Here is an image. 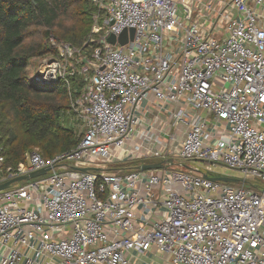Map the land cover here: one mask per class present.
Returning <instances> with one entry per match:
<instances>
[{
	"label": "built area",
	"instance_id": "obj_1",
	"mask_svg": "<svg viewBox=\"0 0 264 264\" xmlns=\"http://www.w3.org/2000/svg\"><path fill=\"white\" fill-rule=\"evenodd\" d=\"M89 1L88 48L51 38L30 80L67 85L76 146L15 167L0 147V185L50 169L0 191V264H264V27L248 0H192L207 26L185 0ZM218 166L253 189L207 179Z\"/></svg>",
	"mask_w": 264,
	"mask_h": 264
},
{
	"label": "trees",
	"instance_id": "obj_2",
	"mask_svg": "<svg viewBox=\"0 0 264 264\" xmlns=\"http://www.w3.org/2000/svg\"><path fill=\"white\" fill-rule=\"evenodd\" d=\"M94 12L89 0H0V147L5 166L25 162L32 151L51 159L76 146L78 137L64 122L70 108L67 85L37 87L27 69L35 59L54 54L51 38L88 48Z\"/></svg>",
	"mask_w": 264,
	"mask_h": 264
},
{
	"label": "water",
	"instance_id": "obj_3",
	"mask_svg": "<svg viewBox=\"0 0 264 264\" xmlns=\"http://www.w3.org/2000/svg\"><path fill=\"white\" fill-rule=\"evenodd\" d=\"M129 33H130V37L132 38L133 30L131 29L129 31ZM108 42L111 43V44H114L115 43V38L113 36H111L108 39ZM119 42H120L121 45L126 43V31H123V33L119 37ZM165 164H167V165H165ZM165 164H164V162L143 164L140 167H136V169H140L141 171L158 170V169L165 168L168 165H172L173 161L172 160H168ZM49 170H50L49 168L42 169L40 171L30 173L29 175H26V176H20V177L11 179V180H9V181H7V182H5V183L0 185V191L6 190V189L10 188L13 184L19 183L21 181H28V180H31V179H35V178H39V177L45 176ZM77 170H79L81 172H88V171L96 172V171H98L96 168H77ZM206 178L211 180V181H218V182L229 183V184H237V183H241L242 182L240 180L230 179V178H220V177H211V176H206ZM242 183H245V182H242Z\"/></svg>",
	"mask_w": 264,
	"mask_h": 264
},
{
	"label": "rangeland",
	"instance_id": "obj_4",
	"mask_svg": "<svg viewBox=\"0 0 264 264\" xmlns=\"http://www.w3.org/2000/svg\"><path fill=\"white\" fill-rule=\"evenodd\" d=\"M41 62V59H35L33 61V64L31 66L28 67L27 69V72H28V76H29V79L31 80L34 75L36 74V72L38 71V67H39V64ZM65 125L68 126V118H65ZM138 162H129L127 164H121L119 162H113V163H109V164H106V168L111 170V172H124V171H127L129 169H132L133 167H136ZM173 168L177 169V170H180L178 169L176 166H174ZM212 170H213V174L214 176H217V177H220V178H230V179H237V180H240L243 182V179H242V176L238 173V172H234V171H231L223 166H218L216 168H213L212 167ZM180 171H183V170H180ZM38 179V178H37ZM36 178L35 179H31V180H28V181H21L18 183V185H26L28 183H31L35 180H37ZM237 183V184H233L234 187H243L244 189H253L252 188V185H254V182H249V181H246L245 183ZM255 183H257V181H255ZM256 185V184H255ZM153 264H165V263H158L155 262Z\"/></svg>",
	"mask_w": 264,
	"mask_h": 264
},
{
	"label": "crops",
	"instance_id": "obj_5",
	"mask_svg": "<svg viewBox=\"0 0 264 264\" xmlns=\"http://www.w3.org/2000/svg\"><path fill=\"white\" fill-rule=\"evenodd\" d=\"M202 2H204L205 4H209V5H212L213 7H219V0H201ZM221 2L223 0H220ZM248 6L250 8H252L256 15H257V18H259V24L264 27V9H261V8H257L255 5H254V2L253 0H248ZM183 5L184 6H181V12L183 10V7L187 8L190 12H191V19L193 20V22H198L199 24H204V26H207L206 25V21H207V18H205L207 16V12L204 11L206 10L204 7H202V9L199 11V10H194L195 7H196V4L195 2H193L192 0H185L183 2ZM222 28L223 26L222 25H219L217 27L218 31H217V38L221 39L223 37V33H222ZM148 259L147 258H138V259H135L133 261L134 264H145V262H147Z\"/></svg>",
	"mask_w": 264,
	"mask_h": 264
}]
</instances>
